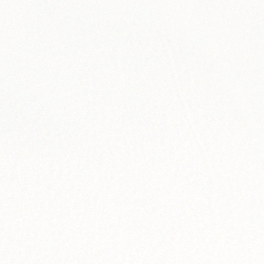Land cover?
I'll list each match as a JSON object with an SVG mask.
<instances>
[{"label":"snow or ice","instance_id":"1","mask_svg":"<svg viewBox=\"0 0 264 264\" xmlns=\"http://www.w3.org/2000/svg\"><path fill=\"white\" fill-rule=\"evenodd\" d=\"M0 264H264V0H0Z\"/></svg>","mask_w":264,"mask_h":264}]
</instances>
